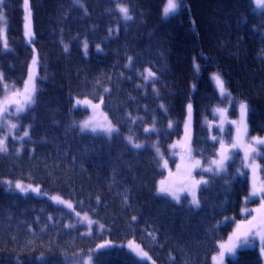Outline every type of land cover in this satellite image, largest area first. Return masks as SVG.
<instances>
[{
    "label": "trees",
    "instance_id": "trees-1",
    "mask_svg": "<svg viewBox=\"0 0 264 264\" xmlns=\"http://www.w3.org/2000/svg\"><path fill=\"white\" fill-rule=\"evenodd\" d=\"M24 1L0 3L8 40L0 39V98L25 84L34 56L38 63L33 105L6 117L16 130L0 152V264H85L90 250L92 264H211L231 226L221 218L238 214L247 194L245 176L238 166L225 177L205 174L198 208L189 206L158 192L157 150L169 154L182 136L189 104L190 142L205 161L218 148L206 127L218 106L245 102L250 133L264 134V12L253 0H183L167 18V0H28V42ZM147 70L155 75L145 79ZM92 105L116 131L80 129ZM85 214L97 222L91 229ZM106 241L116 247L97 248ZM129 241L150 259L136 257ZM228 264L262 259L242 249Z\"/></svg>",
    "mask_w": 264,
    "mask_h": 264
},
{
    "label": "rangeland",
    "instance_id": "rangeland-1",
    "mask_svg": "<svg viewBox=\"0 0 264 264\" xmlns=\"http://www.w3.org/2000/svg\"><path fill=\"white\" fill-rule=\"evenodd\" d=\"M253 3L256 9L264 12V8L258 6L256 0H253ZM117 10L122 15V18L124 20H128L125 19L124 14L120 11V8H118ZM5 33H6L5 29L3 28L2 31L0 32V36L4 42L6 41ZM26 39L29 41L27 37ZM34 60L35 63H33ZM37 68H38L37 59L36 57H33L27 69V76H28L27 81L29 80L30 72L32 73L33 77L35 76L37 72ZM213 74L214 73H212L211 75L213 83L220 94V91L217 88L216 83L213 79ZM24 88H25V84L18 89L8 87L4 96L0 98V102H3L5 100L11 101L3 105L4 107H6V111L0 114V133L4 135L2 138L0 137V139H4L5 137L12 136L14 131L16 130V127L11 128L10 125H12V123L9 120H6L7 114L16 115L23 113L33 105V103L24 104V96L22 95ZM17 93H21V94H17ZM15 101H19L21 104H24L23 111L20 112L17 111V104L15 103ZM240 104L238 105V108H236V113L234 115L231 112V107H221V106L216 107L214 110L215 117L213 118V120L211 121L208 120L206 123V127L210 132V139L213 141H218V148H217L216 156L214 158L204 161L202 158L196 156L192 146V142H190L192 139L193 127H191L192 115L189 120V111L187 113L188 115L185 121L184 132L182 136L176 139L174 143L171 145V149L169 148V154L164 155L162 152H158L161 168L165 170L164 176L158 182V192L161 186L160 182L165 181L166 186H171L173 190L178 192L180 199L177 201L173 199V197L169 194H162L159 192L160 194L165 195L176 202H179L182 198H185L187 200V204L193 207H197V206L192 203V199H193L192 193L195 192V197L197 200H199V191L202 187L201 185L203 184L202 183L193 186L194 181H200V180L206 181V179H208V176L209 175L211 176V174H218V176L220 177H225V175H228L231 172L228 171L231 166L232 168L238 166L236 168L237 171L241 168V171L239 172L240 174L238 175L245 176V180L242 179L240 181L247 184L248 187V189L246 190L247 194L240 199L239 206L235 207V210H238L239 212V216H237V212H234L233 215L230 216L226 215L221 218L222 219L221 225H226L228 223H231V226L228 228L226 235L218 243V249L214 254V256L217 258H219V251H220L219 245L221 243L227 244L229 242V236H231L234 233L238 224H242L248 220H252L254 216H258V214L252 210L259 208L261 204L264 203V194L246 200V197H248L252 191L254 180L257 188H259L262 184H264V145L253 144L252 146L255 147L257 151L255 155L250 156L247 161L245 160L244 147L241 146H237L235 148L232 147L233 142H235L238 137L244 145L251 143L253 137L264 138V135L250 134L247 115L245 117L247 133L245 134L244 124L241 123ZM217 109H221L224 111H216ZM85 121H90L93 126L97 127V131H92L91 128L82 129V124ZM108 122H110L111 125L114 126L110 121V119L108 118L107 114L100 107L94 108L93 106H91L88 116L82 122L79 123V127L82 131L85 132L103 133L109 135L108 133L104 132L101 128V126H106ZM186 124L188 125L187 129H186ZM213 131H216V133H213ZM22 137H24V135ZM213 137H216V139H213ZM222 145H223V149H222ZM225 154L227 155L228 159L224 161L223 168H217V165L214 164L213 161H220L222 159V156ZM197 161H199V165L194 167ZM165 162H167L166 167H165ZM253 162L255 165L259 166L256 169L255 173L253 172V169L248 166L250 163ZM178 165L179 168L177 167ZM205 174H208V176H206ZM181 188H184L185 190L181 191L180 190ZM245 209H248V211H245ZM81 223L86 224L88 222L87 220H84L82 218ZM249 235L251 237L249 243H247L244 247L239 248L235 253V256L229 253H225L223 261H220L219 259L214 261L213 260L214 256H213L211 264H228V260L230 258L237 257V253L240 249L252 248V247H256L258 249L260 257L262 259V264H264V253L261 252V248L264 247V241H261L259 235H255L254 237L252 236L251 233ZM135 256L141 258V256H138L136 253Z\"/></svg>",
    "mask_w": 264,
    "mask_h": 264
},
{
    "label": "snow or ice",
    "instance_id": "snow-or-ice-1",
    "mask_svg": "<svg viewBox=\"0 0 264 264\" xmlns=\"http://www.w3.org/2000/svg\"><path fill=\"white\" fill-rule=\"evenodd\" d=\"M0 3H2V0H0ZM256 3L261 8H264V0H256ZM182 6H183V0H167V3L163 9V17L167 18L171 15H174L175 13H177L181 9ZM25 8L26 9L28 8V0H25ZM120 11L124 14L125 19L131 18L129 16V9L127 7L121 6ZM25 21H26V23H25V29H26L25 36L29 39V41H31V37H32L33 33L31 30V12L30 11H27V14L25 16ZM0 22L6 23V19H5L3 12H0ZM4 46L7 47L6 41H5ZM85 47H87V44H85ZM97 47H99V46H97ZM33 63H35V60L33 61ZM196 68L198 70L199 66L197 65ZM147 71H148V74L145 77V79H149L155 75V73L151 72V70H147ZM213 79L216 83L217 88L220 91L221 96H230L231 95L230 93H227V90L225 88V82L218 73L213 74ZM193 87H195V85H193ZM35 91H36V89H35L34 77H33L32 73L30 72L29 80L25 82V88H24V91L22 93V95L24 96V104L34 103ZM17 94H21V93H17ZM9 102H11V101L5 100L3 102H0V114H2L4 111H6V107H4L3 105H5ZM15 103L17 104V111L18 112L24 110V104H21L19 101H15ZM81 103L90 104L91 101H88V100L77 101L78 105ZM92 106L94 108L99 107V105H92ZM188 109H189V120H190V117H191V105L190 104L188 105ZM240 109H241V123L244 124V131L246 134L247 133V126H246V122H245V117L247 115L248 105L245 102H241ZM216 111H224V110L217 109ZM233 123H235V122H233ZM10 127L15 128L16 125L12 124V125H10ZM187 127H188V125L186 124V129H187ZM86 128H91L92 131H97V127L93 126L90 121L83 122L82 129H86ZM101 128L104 132H106L108 134H111L112 132L116 131L115 127L112 126L110 122H108V124L106 126H101ZM145 131H149V129H145ZM24 135L27 136L28 133L25 132ZM213 139H216V137H213ZM5 140H6V137L4 139H0V152H4L7 150ZM129 140H131V137H129ZM253 144L264 145V138L253 137L251 143L244 145L238 137L237 140L235 142H233L232 147L233 148H235L237 146L244 147L245 160L247 161L249 159V157L254 156L256 151H257V149L252 146ZM135 147L139 148V147H141V145L137 144V145H135ZM222 149H223V145H222ZM226 159H228V157L225 154L222 156V159L220 161H213V163L217 165V168H223V164H224V161ZM198 165H199V161L196 162L194 167L198 166ZM166 166H167V162H165V167ZM248 166L253 169L254 173H255L256 169L259 167L258 165H255L254 162L250 163ZM177 167L179 168V165ZM209 170H211V169H209ZM160 183H161V186L159 188L160 193L169 194L173 197V199H175L177 201L180 199L178 192L173 190V188L171 186H166L165 181H161ZM202 183H207V181H203V180L194 181L193 186H196V185H199ZM15 187L22 192H27L30 188L32 189V191H35V192L40 191V189L38 187L32 188L31 185H29L28 187H24L20 182H17ZM180 190L184 191L185 189L181 188ZM261 194H264V184H262L259 188H257L255 180H254L252 191L249 194V196L246 197V200H249V199L256 197V196H261ZM192 195H193L192 203L194 205L198 206L199 200L196 199L195 192H193ZM52 199H54L60 203H65V204H67L68 208H72V204L70 202L63 201L60 197H53ZM245 211H248V209H245ZM252 211H255L258 214V216H254L252 218V220H248L242 224L237 225V228L234 231V233L231 236H229V242L227 244L221 243L219 245V248H220L219 258L214 256L213 257L214 261H216L217 259H219L220 261H223L225 253H229V254L235 256V253L237 252V250L239 248L244 247L247 243H249V241L251 239V237L249 235L250 233L252 234L253 237L255 235H259L261 241H264V203H262L259 208L254 209ZM77 215L79 216V213H77ZM83 219L87 220L88 225H89V229H91V226L93 223H97V222L92 221L87 216V214H85ZM133 219H135V217H133ZM226 219H229V218H226ZM100 227L103 228L102 225ZM253 230H255V231H253ZM113 247H116V246H114L112 244V241H106L104 244L97 245L98 249L113 248ZM127 247L130 250H132L133 252H135L138 256L148 257V253L145 252L139 244H136L135 241H129L127 244ZM261 252L264 253V247L261 248ZM148 258L150 259V257H148ZM85 264H92L91 250H90L89 258L85 262Z\"/></svg>",
    "mask_w": 264,
    "mask_h": 264
},
{
    "label": "bare ground",
    "instance_id": "bare-ground-1",
    "mask_svg": "<svg viewBox=\"0 0 264 264\" xmlns=\"http://www.w3.org/2000/svg\"><path fill=\"white\" fill-rule=\"evenodd\" d=\"M58 10L65 11V8L63 5H59Z\"/></svg>",
    "mask_w": 264,
    "mask_h": 264
}]
</instances>
